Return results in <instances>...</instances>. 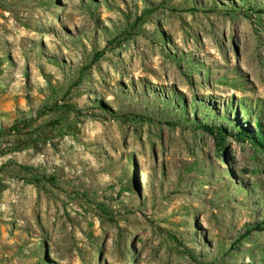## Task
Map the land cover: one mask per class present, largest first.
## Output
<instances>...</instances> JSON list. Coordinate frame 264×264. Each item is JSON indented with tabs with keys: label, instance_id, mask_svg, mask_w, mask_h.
<instances>
[{
	"label": "rangeland",
	"instance_id": "rangeland-1",
	"mask_svg": "<svg viewBox=\"0 0 264 264\" xmlns=\"http://www.w3.org/2000/svg\"><path fill=\"white\" fill-rule=\"evenodd\" d=\"M8 131L0 264H264V0H0Z\"/></svg>",
	"mask_w": 264,
	"mask_h": 264
},
{
	"label": "trees",
	"instance_id": "trees-1",
	"mask_svg": "<svg viewBox=\"0 0 264 264\" xmlns=\"http://www.w3.org/2000/svg\"><path fill=\"white\" fill-rule=\"evenodd\" d=\"M258 128H260L261 127V124L260 123H258ZM13 130H15V129H13ZM13 130L11 131V132H13ZM211 133H212V129H208ZM10 132L8 131V133L7 132H5V133H0V136L1 135H5V134H9ZM258 145H260L261 147H263V149H264V143L262 142V141H259L258 142ZM255 228H257L256 230H259V231H264V223H262L261 225H257V226H255ZM249 232V231H248Z\"/></svg>",
	"mask_w": 264,
	"mask_h": 264
}]
</instances>
